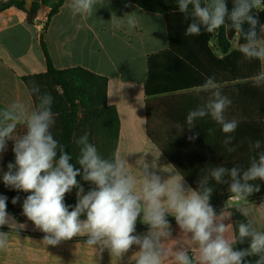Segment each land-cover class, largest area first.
Here are the masks:
<instances>
[{
  "label": "clouds",
  "instance_id": "1",
  "mask_svg": "<svg viewBox=\"0 0 264 264\" xmlns=\"http://www.w3.org/2000/svg\"><path fill=\"white\" fill-rule=\"evenodd\" d=\"M97 2L70 0V8L73 14L91 15ZM176 4L179 13L190 21L185 35L199 36L202 29L213 33L227 24L243 37L239 52L247 59L264 61V40L256 31L259 25L264 32V24H259L253 15L254 10L264 5V0H232L231 8L228 0L204 3L176 0ZM127 23L135 26L134 17L129 16ZM260 79L264 75L257 79V84ZM200 90L210 93V97L188 112L186 124L191 128L197 120L210 117L221 126L225 134L223 143L231 144L234 139L231 133L239 124L238 120L225 116L232 101L222 93L214 77H209ZM52 104L53 97L45 93L37 110L25 116L17 114V106L13 105L4 112L7 123H0V160L8 141L13 142L15 158L14 163L7 164L2 181L5 186L30 193L23 201L22 214L45 233L46 245L56 246L77 236H87V245L100 251L107 249L118 260L136 246L138 250L131 257L134 264H264V230H258L247 219L239 222L236 231L230 234L232 224L224 221L231 216L225 211L218 215L210 204L213 188L208 186L207 177L198 182L197 189H192L185 187L182 175L162 179L145 165L138 183L140 178L129 171L126 159L103 157L89 142L87 133L76 141L79 155L75 164L70 163L72 155L51 131L56 122ZM20 124L24 132L17 135ZM254 147H260V140L254 142ZM227 151L235 148L229 147ZM226 173L231 181L230 199L247 201L260 191L259 184L250 182H264V152L252 157L243 171L237 167H218L211 170V177L221 183ZM78 176L95 188L85 193ZM73 189L77 202L69 206L65 197ZM18 200L19 197H14L12 203L15 205ZM239 207L247 218L249 213L243 210V205ZM168 216L174 217L183 233L182 242L171 239ZM138 220L148 226L146 234L136 233ZM5 225L13 230L18 227L15 218L7 212V197L0 195V227ZM246 239L247 248L235 247ZM8 243L9 233L0 231V250H5ZM253 256L258 257L254 262L246 259Z\"/></svg>",
  "mask_w": 264,
  "mask_h": 264
},
{
  "label": "trees",
  "instance_id": "2",
  "mask_svg": "<svg viewBox=\"0 0 264 264\" xmlns=\"http://www.w3.org/2000/svg\"><path fill=\"white\" fill-rule=\"evenodd\" d=\"M25 0H0V11L16 7L26 14V21L32 24L40 6H47L48 13L39 36V45L45 59V71L22 76L28 89L35 110L39 108L45 93L53 97L52 111L55 114V125L51 131L54 137L66 145L72 155L70 163L75 164L79 155L76 141L81 135L88 134L89 142L94 144L105 158H112L118 139L119 121L113 106L106 104L107 79L82 67L57 69L53 66L42 33L51 17L58 12L63 0H40L33 2L30 10L24 9ZM140 9L160 13L164 17L168 47L147 57V77L144 82L145 115L147 135L151 142L163 154L179 175L192 189H197L198 182L208 178V186L213 188L210 204L215 212L225 209L226 200L231 195L228 184L231 182L227 173L221 183L211 177V170L218 167H237L245 170L251 158L264 152V61L247 59L240 52L243 43L241 34L235 33L226 24L213 33L202 29L199 36H187L185 30L190 21L185 20L177 9L176 0H129ZM206 0H202V3ZM231 8L232 0H228ZM253 15L264 24V8L254 10ZM245 30L248 25L245 24ZM257 35L264 40V32L256 28ZM236 37L238 47L231 48V41ZM215 40L220 56L211 50L209 41ZM214 77L224 95L232 101L226 110L227 119L239 121L231 144L223 143L225 134L221 126L210 117L199 119L191 126L186 124V116L210 97V93L200 90V86ZM37 87L39 91H37ZM178 126H181L178 128ZM211 129L212 131H209ZM23 124L16 134L22 135ZM260 140V147L254 142ZM234 147L235 151L227 149ZM13 142L8 141L7 150L0 160V195L7 197V212L15 220L30 222L22 214V204L30 193L18 191L5 186L2 181L7 164L14 163ZM76 167H79L77 164ZM84 192L95 188L90 182L78 176ZM259 184L260 191L248 197V200H264V182ZM70 194V196H69ZM76 189L65 197V203L74 206L77 202ZM69 196V198H68ZM19 197L14 205L12 199ZM71 210V208H70ZM232 230L236 231L239 222H246L240 207L229 208ZM82 219L85 217H81ZM249 241L235 245L237 249L247 248ZM255 261L258 257L246 258Z\"/></svg>",
  "mask_w": 264,
  "mask_h": 264
},
{
  "label": "crops",
  "instance_id": "3",
  "mask_svg": "<svg viewBox=\"0 0 264 264\" xmlns=\"http://www.w3.org/2000/svg\"><path fill=\"white\" fill-rule=\"evenodd\" d=\"M263 8L261 5L257 10ZM48 10L47 6L39 8L32 24L16 7L0 11V123H7L4 112L13 105L17 106V114L25 116L35 110L21 77L45 71L39 36ZM129 16L134 17L135 26L127 23ZM42 38L55 68L82 67L106 77V104L115 108L119 121L114 156L126 159L129 171L140 178L138 183L145 165L162 179L180 176L147 135L146 60L150 54L168 47L163 15L144 11L129 0H98L91 15H78L71 11L70 0H63ZM184 182L185 187H190ZM240 205L249 213L246 220H252L258 230H264V200H226L222 211L230 215L229 208ZM167 219L171 224V239L182 242L184 236L174 217ZM15 222L18 225L15 230L8 225L0 227V231L9 233L8 247L0 250V264H134L131 257L138 250L136 246L118 260L107 249L100 251L87 245V236L51 246L43 242L45 233L32 223ZM224 223L232 224L231 217ZM147 232L148 226L138 220L136 233Z\"/></svg>",
  "mask_w": 264,
  "mask_h": 264
},
{
  "label": "rangeland",
  "instance_id": "4",
  "mask_svg": "<svg viewBox=\"0 0 264 264\" xmlns=\"http://www.w3.org/2000/svg\"><path fill=\"white\" fill-rule=\"evenodd\" d=\"M209 45H210L211 50L214 52V54L220 56V53H219V51H218V49L216 47V43H215L214 39H211L209 41ZM237 47H238V45H237V42H236V37H234V39L231 41V48L232 49H236ZM69 196H70V194H69ZM74 196L77 197L76 194H74Z\"/></svg>",
  "mask_w": 264,
  "mask_h": 264
},
{
  "label": "water",
  "instance_id": "5",
  "mask_svg": "<svg viewBox=\"0 0 264 264\" xmlns=\"http://www.w3.org/2000/svg\"><path fill=\"white\" fill-rule=\"evenodd\" d=\"M40 0H25L24 1V9L26 11L30 10V7H31V3L32 2H39ZM40 8H42V5L40 6Z\"/></svg>",
  "mask_w": 264,
  "mask_h": 264
},
{
  "label": "built area",
  "instance_id": "6",
  "mask_svg": "<svg viewBox=\"0 0 264 264\" xmlns=\"http://www.w3.org/2000/svg\"><path fill=\"white\" fill-rule=\"evenodd\" d=\"M227 200L230 201V202H236V201L230 199V196L227 198Z\"/></svg>",
  "mask_w": 264,
  "mask_h": 264
}]
</instances>
